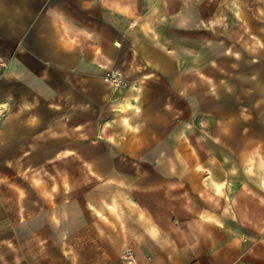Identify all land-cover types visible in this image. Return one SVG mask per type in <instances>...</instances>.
Segmentation results:
<instances>
[{
	"label": "crops",
	"instance_id": "1",
	"mask_svg": "<svg viewBox=\"0 0 264 264\" xmlns=\"http://www.w3.org/2000/svg\"><path fill=\"white\" fill-rule=\"evenodd\" d=\"M0 264H264V0H0Z\"/></svg>",
	"mask_w": 264,
	"mask_h": 264
},
{
	"label": "built area",
	"instance_id": "2",
	"mask_svg": "<svg viewBox=\"0 0 264 264\" xmlns=\"http://www.w3.org/2000/svg\"><path fill=\"white\" fill-rule=\"evenodd\" d=\"M103 81L113 89H121L124 87V77L122 73L116 69H111L103 75Z\"/></svg>",
	"mask_w": 264,
	"mask_h": 264
}]
</instances>
